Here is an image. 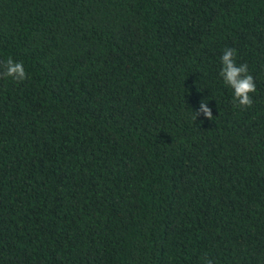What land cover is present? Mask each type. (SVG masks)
<instances>
[{
	"label": "trees",
	"instance_id": "1",
	"mask_svg": "<svg viewBox=\"0 0 264 264\" xmlns=\"http://www.w3.org/2000/svg\"><path fill=\"white\" fill-rule=\"evenodd\" d=\"M9 57L0 264H264V0H0Z\"/></svg>",
	"mask_w": 264,
	"mask_h": 264
},
{
	"label": "clouds",
	"instance_id": "2",
	"mask_svg": "<svg viewBox=\"0 0 264 264\" xmlns=\"http://www.w3.org/2000/svg\"><path fill=\"white\" fill-rule=\"evenodd\" d=\"M236 52L235 48L224 50V54L221 56L220 76L223 78L224 83L233 89L234 105L245 108L251 107L253 98L250 94L256 91V83L254 77L249 73L248 65L246 63L239 65L236 63ZM2 67L3 71L0 72V77H12L17 82L28 78L23 62H16L9 57L7 61L3 62ZM200 112L209 119L213 117L212 110L208 107L206 100H202L199 110L193 112L194 120ZM206 264H212V261L207 260Z\"/></svg>",
	"mask_w": 264,
	"mask_h": 264
}]
</instances>
